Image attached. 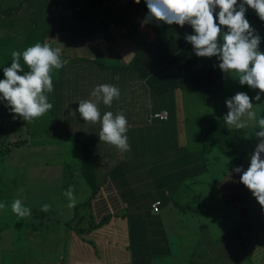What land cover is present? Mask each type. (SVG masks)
Segmentation results:
<instances>
[{
	"label": "crops",
	"instance_id": "1",
	"mask_svg": "<svg viewBox=\"0 0 264 264\" xmlns=\"http://www.w3.org/2000/svg\"><path fill=\"white\" fill-rule=\"evenodd\" d=\"M68 1L71 5H80L83 9L72 14H65L60 11L53 12L50 9L52 2L46 3V0H11L12 3L20 2L21 6L19 10L10 13L8 6L2 7L0 4L1 17L8 14L3 19L7 24H13L15 29L13 37L19 40L21 46L24 43L33 46L38 39H41L42 45L48 44L52 48H59L61 59L66 62L64 67L54 70L51 74L55 76L63 70V81L57 83L61 90L59 102H53L54 125L47 133L80 130L77 127L87 129L89 134L87 140L93 159L101 156L100 162L95 164V175L99 181V187L97 192L89 198L91 209L88 215L91 217V222H99L105 215L109 218L90 229H88L90 224L86 225L78 221L80 226L87 227L81 232H78L71 224L69 225L70 221H67L66 227L70 230L69 239L64 240L63 252L58 255L55 264H61L59 260L62 264H139V257L134 254V250H138L139 246L138 242L133 243V240H144V238L134 232V229H130L131 226L134 228L132 214L133 211L138 212L144 204H150L151 201L153 203V200L158 198L151 197L149 200L147 199L149 196L142 195L141 193L145 192L138 190L140 183L144 182V186L149 185L150 189L162 188L167 195H170V190L175 192V189L179 188L184 181L193 180L195 175L201 173L200 169H205L203 163H197L204 157L203 154H196L193 150H189L186 145L189 140L185 137V115L178 102L179 96L174 97L177 101L169 118L160 119L154 116L151 99L158 94L153 92L149 80L138 75L136 68L124 66L136 52H140L142 46L140 39H149L158 33L157 30L153 31L151 25L148 30L141 32L131 22L124 24L125 17L130 16V11L133 14L142 15L144 19L147 14L140 10L136 12L134 8L131 10L118 0L110 2L98 0L94 3L92 0ZM58 2L61 1H55V3ZM239 3L240 0H238ZM44 5L47 17L41 26L43 19L39 11ZM128 25H132L134 31ZM178 27L179 25L173 24L172 35L177 32ZM131 32L134 37L130 35ZM136 32L137 37H135ZM140 35L143 38H139ZM101 43H103L102 48L98 45ZM105 54L117 57L118 62L110 64L102 62L99 57ZM115 80L124 84L119 100H113L112 111L107 109L103 102L98 105V108L101 117L106 112L111 111L115 114L120 110H123L126 115L128 128L126 135L131 150L123 153L114 145L112 146L117 148L116 151L111 148L109 152L106 151V142L99 139L101 122L93 124L84 121L80 113L76 111L80 100L92 99L91 92L97 85L109 84ZM169 100H171L170 97ZM159 106L162 109L166 108L164 105ZM72 112H75V115H72ZM52 137L56 140H67L55 135ZM245 141L250 143L243 148L240 161L214 183L213 196L204 200L203 206L207 209V215L210 218L206 216L201 223L208 239L211 238L212 231L218 228L231 230L233 233L231 235L235 239L226 246L222 240L214 242L205 240L204 237L203 247L207 250L206 261H201L200 264H228L229 259L233 264H264V205H261L251 191L240 182L242 173L234 170L237 167L246 170L250 165V158L258 141L256 137L251 140L247 137ZM72 142L78 145L70 146L73 157L78 159L79 155L81 156V144L77 141ZM58 148L59 144L56 142L42 143L37 151L33 153L26 151L23 157L14 159L12 153L14 154L15 150L12 147L9 156L10 165L35 159L31 158V155H43L44 160H48L49 166L53 162V166L62 168L67 163L66 147L62 151H58ZM53 150L55 151L51 152ZM47 174H54L55 179H60L62 184L66 183L54 167L52 170H47ZM69 175H72V172ZM115 175H117L116 178ZM82 176L84 178V175ZM124 180L130 182L132 192H127L126 184L122 182ZM84 182L87 183L85 178ZM79 189L85 190L82 186ZM10 194H12L10 197L12 201L6 203L7 212L12 211L9 208L12 202L20 199L22 205L34 213L32 207L35 205H31L26 195L19 192H10ZM201 198L203 199V195L200 194L202 203ZM40 199L42 198L37 200ZM181 205H189V202ZM149 211L150 221H152L156 218L152 214L155 210L149 209ZM12 219L15 220V218ZM160 222H162L161 218ZM162 227L163 235L159 233L161 229H156L153 225L150 227L152 228L150 240H155L156 251L163 245L157 240H163L164 235L167 240L171 239L163 223ZM3 229L4 227H0V230ZM190 229L191 226L186 221L182 228L175 230L179 235H173L174 240H180L181 244L185 245L186 240L192 238ZM11 242L14 244L12 240H9L8 249L13 246ZM217 245L220 246L219 255L213 253ZM234 248L238 253L235 258H232L231 251L233 252ZM181 250L182 248L179 250L180 254L186 252ZM45 252L46 247L42 253ZM11 254L14 253L10 252V256L14 258ZM156 257L160 258L157 255L151 256L149 259L151 264H156Z\"/></svg>",
	"mask_w": 264,
	"mask_h": 264
},
{
	"label": "rangeland",
	"instance_id": "2",
	"mask_svg": "<svg viewBox=\"0 0 264 264\" xmlns=\"http://www.w3.org/2000/svg\"><path fill=\"white\" fill-rule=\"evenodd\" d=\"M57 0H46L47 2H52L50 4V9L53 12H63L65 14L69 13V1L60 0L61 2L55 3ZM97 0H94L96 2ZM134 0H123L124 5L128 4L132 6ZM20 2L12 3L11 0H0V4L3 6H9V12L19 10V7H11L12 5H18ZM144 7L147 8L146 3ZM247 7V6H246ZM131 10L132 8L129 7ZM249 11H250V7ZM247 8V9H248ZM5 11V10H4ZM217 12L219 11L216 10ZM41 13L40 17L43 19L44 24L46 21L45 5L39 11ZM48 12H50L48 10ZM4 14L1 17L0 12V76L4 74L3 68L9 67L11 64L12 56L11 53L15 51H20L21 53L26 50L30 45L24 44L20 45L19 40H15L13 37V24H7ZM249 23L252 28L258 32V26H252L255 24V20L250 17ZM126 20V22H124ZM123 20L124 24L131 22V24L141 32L148 30L149 26L153 28L156 34L165 33L167 35L172 34L173 25H167L163 22L155 20L148 21L142 18V15L138 13H132L130 11V16L125 17ZM248 20V19H247ZM128 25L132 28L133 26ZM125 27L127 25H124ZM259 33V32H258ZM134 37L133 32L130 33ZM137 37V35L135 36ZM128 40V39H127ZM102 48L103 43L98 44ZM260 51L264 52V46L259 45ZM104 50V49H103ZM127 57L129 52L127 51ZM102 62L106 64L117 63L118 58L115 56H109L105 54L99 57ZM21 64H24L21 58ZM25 71L29 69L27 66L24 67ZM23 74V73H19ZM225 84L223 88V95L216 99L203 98L194 92L189 86L178 88L179 100L181 105L182 113L185 115L184 129L186 130L185 137L189 140L187 147L189 150H195L199 144H201L200 136L202 135V125L204 122L211 120L213 115L218 116L220 113L225 112L227 114L228 109L225 105V111L222 107V102L227 98L232 97L237 92H246L250 97H255V94L259 92L258 89H250L247 85H240L237 79V73L228 72L224 73ZM2 80V78H0ZM2 95V94H0ZM262 95V94H261ZM49 97V96H48ZM49 103L53 104L52 97L48 99ZM3 100H0V118L5 116ZM253 110L256 111L257 116H264V105H256L257 102L252 100ZM53 117V107L47 111L43 116L36 118L39 125L32 134L31 141L33 144H25L23 148H14V154L12 153L14 159L17 157H23L26 151L31 153L38 150L42 143H58V151H62L66 147L65 155L67 163L62 167L51 166L56 168L58 175L61 179L66 182L62 184L60 179H55L54 174H47V170H52V167L48 165V160H44L43 155H31L30 159L26 160L24 163H14L10 165L9 155H2L0 153V203H4L5 198L11 196L10 192H19L31 201V205H35L31 215L23 218H18L15 213L8 211L7 208L1 210L0 212V227H3L4 219L9 220V224L4 226L3 230H0L5 238H13L18 242L19 247L12 246L11 248H6L3 246L0 249V257H5L10 254L8 251L13 252L11 254L14 256L12 258L11 264H55V260L63 252L64 240L69 239L70 230L66 227L67 221H70L74 228L79 226L78 221L82 224H89L90 221V200L89 193L90 188L84 182L83 172L80 168V155L77 159L72 155L71 145L78 146L75 142L67 140H56L55 138L44 134L45 129H50L51 127L45 123L46 120ZM247 119L246 117L244 118ZM230 126V125H229ZM234 127V126H232ZM36 128V127H34ZM38 128L41 131L38 132ZM249 128V131H248ZM259 131L257 129V123L255 120L247 121V126L243 129V134L245 137H231L228 141L221 144L219 141L215 144L208 153H206V159L199 160L197 163H203L205 169H200V174L195 175L194 179L191 181H184L179 188L175 189V192L170 190V195H167L162 188L155 187L154 189H149L145 193H141L144 196H150L152 198L158 197L162 199V204L158 206L153 214L157 219L162 220L166 232L170 236V253L166 256L157 258L156 264H176L183 263L189 264H200L201 261H206L205 254L207 250L203 247L205 240H212L214 242L222 240L226 246L235 239L231 234L232 231L229 229H215L212 231L211 238L208 239L206 234H204V229L201 225L202 221L205 220L207 215V209L204 208V200L213 196L214 193V183L218 181L230 168L234 167L241 158L240 151L246 148L250 142L245 141L248 137L250 140L254 134V131ZM200 133L201 135H198ZM205 133V132H203ZM56 140V141H55ZM68 146V147H67ZM244 150V149H243ZM55 150L51 151L54 152ZM23 160V159H20ZM43 160V163L41 161ZM53 161V159H51ZM30 164V165H29ZM29 165V166H27ZM72 175H69L71 174ZM9 173H14L12 177L8 175ZM67 184V186H66ZM73 189V196L75 198V206L69 207L70 200L65 195L69 187ZM85 190H80V187ZM138 194V192L136 193ZM200 194L203 195L202 203L200 200ZM38 198H42L37 200ZM189 202V205L182 206L181 204ZM50 205V210L48 212H43L41 210L42 205ZM146 205V204H144ZM143 205V206H144ZM11 208V207H9ZM89 214V215H88ZM143 216L149 221L145 222L144 228L146 232V241L149 243L150 233L152 228V222L150 221V216L148 215V210H142ZM83 217V218H82ZM12 218H15L12 219ZM82 218V220H81ZM210 218V216H209ZM19 221V222H17ZM26 221V222H24ZM77 221V222H76ZM188 222L191 226V236L190 240H186V244L182 245L180 240H174L173 235H179L175 230L177 228H182L185 222ZM15 222V224L13 223ZM134 229L135 226H134ZM173 231V234H172ZM205 237V240H204ZM2 240H0L1 242ZM138 241V240H137ZM46 247V252L42 253ZM230 248L232 246H229ZM234 247V246H233ZM182 248V252L186 250L184 254H180L179 250ZM213 253L220 254V246L217 245L213 249ZM237 251H231V257L235 258ZM229 258V255H228ZM62 264L61 260H59ZM131 264V263H123ZM228 264H233L229 259Z\"/></svg>",
	"mask_w": 264,
	"mask_h": 264
},
{
	"label": "clouds",
	"instance_id": "3",
	"mask_svg": "<svg viewBox=\"0 0 264 264\" xmlns=\"http://www.w3.org/2000/svg\"><path fill=\"white\" fill-rule=\"evenodd\" d=\"M135 2L139 4L140 0ZM145 3L148 8L146 20L180 27L190 25L194 34H185L184 39L192 45L197 57H216L222 72H235L240 85L259 90L255 97H250L246 92H237L227 98L225 105L228 112L223 119L227 125L237 129L245 128L247 121L255 120L257 123L259 131L255 130L253 134L258 143L251 155L250 165L246 170L241 167L234 170L242 173L240 182L264 205V116H257L252 103L253 99L260 101L261 94H264V52L259 49L262 37L251 27L245 15L250 7L264 21V0H240L239 4L238 0H145ZM69 13H72V9ZM221 26L226 27L227 31H222ZM222 32L221 42L219 37ZM11 56L10 66L3 68L5 78L0 80V100L7 101L12 112L24 120L43 116L53 107L45 94L54 90L51 74L66 63L61 59L60 49L37 42L22 53L14 50ZM21 58L24 64H21ZM25 66L28 71L24 70ZM120 96L118 86L97 85L91 92L92 99L80 100L76 111L84 121L93 124L101 122L99 139L116 146L123 153L131 150L126 135V115L120 110L115 114L106 112L101 117L98 108L101 102L111 107L113 100H119ZM65 195L70 200L69 207H74L71 186ZM5 208L6 204L0 203V210ZM11 210L18 218L31 215V210L24 207L20 199L12 202ZM41 210L48 212L50 205H42Z\"/></svg>",
	"mask_w": 264,
	"mask_h": 264
},
{
	"label": "trees",
	"instance_id": "4",
	"mask_svg": "<svg viewBox=\"0 0 264 264\" xmlns=\"http://www.w3.org/2000/svg\"><path fill=\"white\" fill-rule=\"evenodd\" d=\"M94 1V0H92ZM98 1V0H97ZM106 2L110 1H116V0H105ZM123 2V0H118ZM131 1V0H130ZM145 0H140V3L137 4L135 0L132 3V6L128 4V7H131L136 12H144L148 13V8L144 7ZM70 5V6H69ZM69 7L72 9V13H74L77 10L83 9L80 5H71L69 3ZM20 3L18 5H12L11 7H19ZM9 10V6L7 7ZM6 9V10H7ZM7 10V11H8ZM140 10V11H139ZM218 10V8H217ZM71 13V14H72ZM246 19H251L252 17L255 20V25L258 26V32L259 35L262 37L260 45L264 46V21H262L254 9L249 8L246 12ZM218 23V19H217ZM222 31H227L226 27L221 26ZM185 34H194L193 29L190 25H185L184 27H178L177 32L172 35H166V34H155L152 36V38L145 39L141 35L139 38L140 42L142 44L140 52H136L134 56H132L127 64L124 66L127 68H136L138 75L142 78H145L146 80H149V85L153 89V92L155 94H158L155 97H152L151 102L152 106V112H157L163 110L159 105H164V107L167 108V115L165 119L169 118V114H171L175 108L176 101L174 100V97L176 95L179 96V94H176L179 92L178 88H183L189 86L194 92H196L199 96L203 98H210L216 99L220 95H223V88L225 84V77L224 72H222L218 64L220 61L216 57L211 58H204V57H197L193 51L192 45L185 41L184 36ZM136 35L137 32H136ZM219 39L223 40V32L221 33ZM42 43L41 39H38L36 42ZM27 44V43H24ZM29 44V43H28ZM68 62V60H67ZM122 65V64H121ZM100 72V71H97ZM63 76V70H60L55 76H52L53 80V87L54 90L51 93H45L50 98L52 97L53 102H59V95H60V86L57 85L59 81L62 80ZM0 78L4 79V75H1ZM109 84L118 86L120 90H122V86L124 84L118 83V81L110 82ZM257 94H255L256 96ZM48 97V99H49ZM171 98V100L168 101V98ZM4 105V111L5 116L0 118V153L2 155H9V152L11 151L12 147L15 148H23L25 147V144H33L31 141L32 134L35 132L34 130L37 129V126L39 125L36 118L30 119V120H24L23 118L19 117L17 114L13 113L11 110V107L8 106L7 101H3ZM49 102V101H48ZM256 105H264V94L261 95V100L256 101ZM223 110L225 111V101L222 103ZM113 106V102L112 105ZM107 109H110L112 111L113 107L106 106ZM165 108V110H166ZM156 109H159L156 111ZM170 110V111H169ZM226 115L225 112L220 113L218 116L213 115L211 117V120L206 121L202 125V135L198 133V135H201V144L198 145V147L193 150L196 154H203L204 159H206V153L210 151V149L217 144L219 141H221V144L228 141L231 137H238L239 140H242L241 137H245V134H243V129H237L235 127L229 126L224 121V116ZM46 124H48L50 127L54 125V118L51 117L48 120L45 121ZM36 127V128H34ZM77 131H64L59 133L52 132L47 133L49 129H45L43 132L49 136H57L63 139H71L72 141H77L81 144V156H80V167L83 172L86 184L90 187V194L89 198L95 194L99 187V181L96 179V170H95V164L100 162L101 156H98V159H93V155L91 154L92 151L90 150V147L88 145V131L87 129H82L81 127H77ZM42 130L38 128V132L41 133ZM249 131V128H248ZM253 135L250 138H254ZM109 143L106 142V151L108 150H117V148L113 147L112 145H108ZM111 148V149H110ZM243 149L240 151V155L242 156ZM11 164V161L9 162ZM8 175L13 176L14 173H9ZM117 175H115V178ZM123 184H126L127 192H132L130 188V182L129 181H122ZM144 182L140 183L139 191L140 192H146V189H150L149 185L144 186ZM12 195V194H11ZM3 196V195H0ZM11 196H9L10 198ZM5 198L4 203H9L12 201V198ZM147 199H151L149 196ZM158 200V206L162 204V200L160 198H157L153 201ZM153 209L152 207V201L150 204H146L142 206L138 210V212L133 211L132 214V222L136 228V230L131 226L130 229H134V232L140 234L144 240H133V243L138 242L137 249L134 250L135 256H138V263L139 264H151L150 258L151 256H158L163 257L170 253V242L166 239V236L164 235L163 240H157L159 243H163L162 247L155 250L154 242L155 240H151L149 243L146 241V232L144 225L145 222L148 223L149 221L146 219L145 216L142 214L143 209L148 210V215L150 216L149 209ZM110 215V214H109ZM109 218L108 215H105L101 218L99 222H91V218L89 221L88 229L100 225L107 221ZM5 222H3V227L7 226L9 224V220L4 219ZM19 222V221H17ZM77 222V221H76ZM153 226L156 229H161L162 222H160V219L155 218L151 221ZM15 224V222H13ZM70 223V222H69ZM78 232L83 231L87 227L83 228L82 226H76L75 227ZM163 229L159 231V233H162L163 235ZM0 249L5 246L6 248L9 247V240H12L14 244H11L13 246H17L18 242L12 237L10 239L5 238V236L0 233ZM166 245H165V243ZM156 243V242H155ZM164 247V248H163ZM163 249V250H162ZM9 252V251H8ZM10 253V252H9ZM166 254V255H164ZM12 257L10 254H7L5 257H0V264H11ZM16 264V263H14Z\"/></svg>",
	"mask_w": 264,
	"mask_h": 264
},
{
	"label": "built area",
	"instance_id": "5",
	"mask_svg": "<svg viewBox=\"0 0 264 264\" xmlns=\"http://www.w3.org/2000/svg\"><path fill=\"white\" fill-rule=\"evenodd\" d=\"M70 10H71V9L69 8V11H70ZM154 115H155V116L162 117V118H165L166 115H167V113H166L165 110H162V111H157V112H155ZM158 203H159L158 200H156V201H154V202L152 203V207H153V209H155V210L158 209Z\"/></svg>",
	"mask_w": 264,
	"mask_h": 264
}]
</instances>
